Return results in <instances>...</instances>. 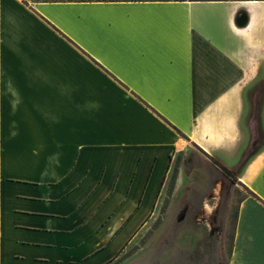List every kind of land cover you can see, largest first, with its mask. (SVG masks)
<instances>
[{
  "label": "crops",
  "instance_id": "1",
  "mask_svg": "<svg viewBox=\"0 0 264 264\" xmlns=\"http://www.w3.org/2000/svg\"><path fill=\"white\" fill-rule=\"evenodd\" d=\"M260 72L264 0H0V264L110 263L188 145L247 190L228 264H264Z\"/></svg>",
  "mask_w": 264,
  "mask_h": 264
},
{
  "label": "rangeland",
  "instance_id": "2",
  "mask_svg": "<svg viewBox=\"0 0 264 264\" xmlns=\"http://www.w3.org/2000/svg\"><path fill=\"white\" fill-rule=\"evenodd\" d=\"M263 79L260 72L255 85L246 92L241 121L246 138L236 172L264 144ZM168 183L152 215L108 264L226 262L235 206L247 190L225 178L216 160L193 145L173 158Z\"/></svg>",
  "mask_w": 264,
  "mask_h": 264
},
{
  "label": "trees",
  "instance_id": "3",
  "mask_svg": "<svg viewBox=\"0 0 264 264\" xmlns=\"http://www.w3.org/2000/svg\"><path fill=\"white\" fill-rule=\"evenodd\" d=\"M263 99H264V93H263ZM223 176L225 178H230L232 183H236L237 182V177L235 176V174L229 170L228 168H226L225 166H223L222 164H220L218 161H216ZM224 264H228V259L226 260V262Z\"/></svg>",
  "mask_w": 264,
  "mask_h": 264
},
{
  "label": "water",
  "instance_id": "4",
  "mask_svg": "<svg viewBox=\"0 0 264 264\" xmlns=\"http://www.w3.org/2000/svg\"><path fill=\"white\" fill-rule=\"evenodd\" d=\"M235 23L239 27L245 26L248 23V15L244 11H239L235 17Z\"/></svg>",
  "mask_w": 264,
  "mask_h": 264
},
{
  "label": "flooded vegetation",
  "instance_id": "5",
  "mask_svg": "<svg viewBox=\"0 0 264 264\" xmlns=\"http://www.w3.org/2000/svg\"><path fill=\"white\" fill-rule=\"evenodd\" d=\"M255 85V82H254V84L252 85V87ZM253 91H255V88L253 89Z\"/></svg>",
  "mask_w": 264,
  "mask_h": 264
}]
</instances>
